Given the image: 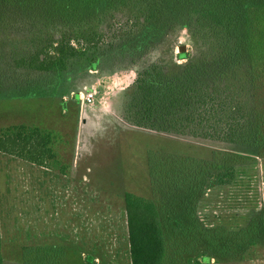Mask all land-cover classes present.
<instances>
[{"label": "rangeland", "instance_id": "1", "mask_svg": "<svg viewBox=\"0 0 264 264\" xmlns=\"http://www.w3.org/2000/svg\"><path fill=\"white\" fill-rule=\"evenodd\" d=\"M18 1L8 2L9 25L0 32V75L11 76L12 82L23 67L9 63V68L7 62L27 57L45 39L38 23L41 4ZM122 22L123 16L116 15L113 28H105L104 51L101 46L95 69L86 61H73L60 73H39L35 80L40 85L26 94L12 91L11 82L1 79L0 131L36 127L42 138L46 135L50 151L43 165L47 182L41 186L38 168L0 153L1 264H130L125 193L157 202L168 244L163 264L202 263L205 257L206 264H264V156L250 147L126 121L127 87L158 59L162 48L161 38H151L147 42L152 41L153 48L133 49V37ZM164 25L167 30L169 23ZM165 33L168 42L175 40L176 52L179 46L193 48L186 29L176 36ZM89 90L94 92L92 103L81 104L79 95ZM72 150L77 152V174L62 179L59 172L72 173ZM153 161L165 163L156 185L149 173ZM168 162L180 165L191 180L183 186L188 187L183 201L174 204L163 200L170 186L164 179L172 177L174 169ZM229 168L234 174L226 183L209 184ZM56 175L61 184L53 189L50 181ZM192 183L196 191L190 190ZM187 206L194 209L203 232L185 226L173 230L166 221L170 214L188 225Z\"/></svg>", "mask_w": 264, "mask_h": 264}, {"label": "trees", "instance_id": "2", "mask_svg": "<svg viewBox=\"0 0 264 264\" xmlns=\"http://www.w3.org/2000/svg\"><path fill=\"white\" fill-rule=\"evenodd\" d=\"M10 1L0 0V32L9 25L5 9ZM19 2L27 6L41 4L38 23L41 22L39 31L45 33V39L27 57L7 62L9 68L13 63L23 67L13 82L11 76L0 75V81L4 78L11 82L12 91L26 94L40 85L35 80L37 74L60 73L73 61H86L95 69L101 46L104 51L103 32L105 28H113L116 15H122L124 22L120 24L127 25V34L134 40L133 49L153 48V42H147L151 38H161L162 48L158 59L139 71L127 87L126 121L145 129L250 147L258 156H264V0ZM165 22L169 23L167 30ZM181 28L187 30L192 40L190 51L176 52L175 40L168 42L165 36L166 31L176 36ZM3 70L0 65V72ZM45 137H41L36 127L4 128L0 131V153L43 166L46 152H50ZM174 162H168L174 169H171L172 177L164 179L170 186L163 197L164 201L171 199L173 204L177 199L183 201L182 193H188V187L183 186H189L191 181L186 180L182 168ZM160 163L151 162L152 185L162 177L163 172H159L165 163L161 166ZM233 174L232 168L226 169L209 184L226 183ZM189 188L196 191L198 187L192 183ZM124 204L130 264H163L168 244L157 202L125 193ZM186 210L188 225H183L179 217L166 214L171 228L183 230L185 226L191 232H203L199 230L194 209L187 206ZM208 260L205 257L196 264H206Z\"/></svg>", "mask_w": 264, "mask_h": 264}, {"label": "crops", "instance_id": "3", "mask_svg": "<svg viewBox=\"0 0 264 264\" xmlns=\"http://www.w3.org/2000/svg\"><path fill=\"white\" fill-rule=\"evenodd\" d=\"M84 114H85V110L83 109H81V116H84ZM72 153H73V161H72V164H71V172L72 173H69V174H67V172H66V169H65V173H61V172H59L58 174H60L61 175V177L60 178H62V179H66V180H69L70 179V176L72 177V175L74 174V175H76L77 174V166H78V160H77V158H76V155H77V152H74V150H72ZM11 156V155H10ZM21 160H23V159H21ZM23 161H25V160H23ZM25 162H27L28 164H30V165H32L34 168H38L40 171H39V175L40 176H42L41 177V179H39L37 182H38V184L41 186V184L42 185H45L46 184V182H47V175H43L44 174V172L45 171H47L46 170V167H44V166H40V165H36V164H33V163H31V162H28V161H25ZM63 168V167H62ZM42 170H44V171H42ZM76 172V173H75ZM72 174V175H71ZM59 178V176L58 175H56L55 176V178H54V180H51L50 182L52 183H54L53 185H52V188L53 189H56V186L57 185H59V183L61 184V179ZM39 185H38V187H39ZM78 229V228H77ZM76 236H77V241H78V233H77V231H76Z\"/></svg>", "mask_w": 264, "mask_h": 264}, {"label": "built area", "instance_id": "4", "mask_svg": "<svg viewBox=\"0 0 264 264\" xmlns=\"http://www.w3.org/2000/svg\"><path fill=\"white\" fill-rule=\"evenodd\" d=\"M93 98H94V92H92L90 90L88 92H86V94H84V95H82V94L79 95V99L81 100V104L90 105L93 101Z\"/></svg>", "mask_w": 264, "mask_h": 264}, {"label": "water", "instance_id": "5", "mask_svg": "<svg viewBox=\"0 0 264 264\" xmlns=\"http://www.w3.org/2000/svg\"><path fill=\"white\" fill-rule=\"evenodd\" d=\"M180 51H185V50H184V46H179V48H178V52H180Z\"/></svg>", "mask_w": 264, "mask_h": 264}]
</instances>
